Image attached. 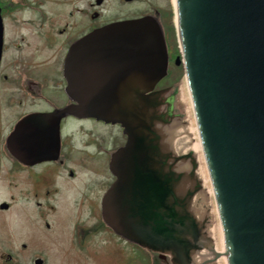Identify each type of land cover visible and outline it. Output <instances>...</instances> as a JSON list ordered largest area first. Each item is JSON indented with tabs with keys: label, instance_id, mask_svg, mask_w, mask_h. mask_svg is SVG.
I'll return each mask as SVG.
<instances>
[{
	"label": "water",
	"instance_id": "95a60500",
	"mask_svg": "<svg viewBox=\"0 0 264 264\" xmlns=\"http://www.w3.org/2000/svg\"><path fill=\"white\" fill-rule=\"evenodd\" d=\"M174 5V89L153 91L169 51L152 16L93 32L67 59L70 112L127 135L103 219L173 264H264V0Z\"/></svg>",
	"mask_w": 264,
	"mask_h": 264
},
{
	"label": "flooded vegetation",
	"instance_id": "af4514ba",
	"mask_svg": "<svg viewBox=\"0 0 264 264\" xmlns=\"http://www.w3.org/2000/svg\"><path fill=\"white\" fill-rule=\"evenodd\" d=\"M173 11L174 0H0V264H66L91 255L100 238L114 252L130 246L103 219L127 135L121 124L70 112L79 102L66 64L93 32L152 16L165 33ZM168 51L153 91L178 85L170 76L184 64Z\"/></svg>",
	"mask_w": 264,
	"mask_h": 264
},
{
	"label": "rangeland",
	"instance_id": "374dc122",
	"mask_svg": "<svg viewBox=\"0 0 264 264\" xmlns=\"http://www.w3.org/2000/svg\"><path fill=\"white\" fill-rule=\"evenodd\" d=\"M185 76V75H184ZM116 237V236H114ZM124 250H112L113 245L110 241L100 238L95 243L94 251L91 255L86 252L85 256L82 255L79 258L68 256L67 262L74 261L71 264H167L169 261L168 256H160L158 253L144 249L131 242L130 246ZM87 256H91L87 259ZM77 258V259H76ZM166 259V260H165ZM82 262H81V261ZM81 262V263H79ZM228 264L225 259H217L209 264Z\"/></svg>",
	"mask_w": 264,
	"mask_h": 264
},
{
	"label": "trees",
	"instance_id": "16d2710c",
	"mask_svg": "<svg viewBox=\"0 0 264 264\" xmlns=\"http://www.w3.org/2000/svg\"><path fill=\"white\" fill-rule=\"evenodd\" d=\"M174 19H175V12L173 11L171 15L172 22L171 24L168 25V29L165 32V37L167 44L172 50L173 54L180 55L181 54L180 43L178 41L177 28ZM184 75H185V70L184 67L181 66L178 68V71L176 75H174V77L170 76V80H173L174 83L178 84L184 78Z\"/></svg>",
	"mask_w": 264,
	"mask_h": 264
},
{
	"label": "bare ground",
	"instance_id": "6f19581e",
	"mask_svg": "<svg viewBox=\"0 0 264 264\" xmlns=\"http://www.w3.org/2000/svg\"><path fill=\"white\" fill-rule=\"evenodd\" d=\"M176 0H174V2H175ZM223 259H225L227 262H228V260H227V256L225 257V258H223Z\"/></svg>",
	"mask_w": 264,
	"mask_h": 264
},
{
	"label": "crops",
	"instance_id": "0c3cea01",
	"mask_svg": "<svg viewBox=\"0 0 264 264\" xmlns=\"http://www.w3.org/2000/svg\"><path fill=\"white\" fill-rule=\"evenodd\" d=\"M118 250V249H117ZM120 250H122V249H120Z\"/></svg>",
	"mask_w": 264,
	"mask_h": 264
},
{
	"label": "clouds",
	"instance_id": "9594fccd",
	"mask_svg": "<svg viewBox=\"0 0 264 264\" xmlns=\"http://www.w3.org/2000/svg\"><path fill=\"white\" fill-rule=\"evenodd\" d=\"M225 264H226V262H225Z\"/></svg>",
	"mask_w": 264,
	"mask_h": 264
}]
</instances>
